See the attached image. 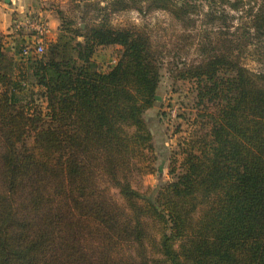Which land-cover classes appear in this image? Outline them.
I'll return each mask as SVG.
<instances>
[{"label":"trees","instance_id":"trees-1","mask_svg":"<svg viewBox=\"0 0 264 264\" xmlns=\"http://www.w3.org/2000/svg\"><path fill=\"white\" fill-rule=\"evenodd\" d=\"M72 1L84 28L62 19L41 55L0 32V264H264V65L241 59L264 43V0L238 34H202L177 74L204 113L179 142L181 171L146 191L134 183L160 170L145 118L160 51L110 22L125 0ZM135 1L179 20L198 6Z\"/></svg>","mask_w":264,"mask_h":264},{"label":"rangeland","instance_id":"rangeland-1","mask_svg":"<svg viewBox=\"0 0 264 264\" xmlns=\"http://www.w3.org/2000/svg\"><path fill=\"white\" fill-rule=\"evenodd\" d=\"M106 1L108 0H103L101 4H105ZM188 1L198 6L195 13L185 15L182 20L165 10H139L136 8L138 4L135 0H125L124 4L119 6V10L109 12V20L114 26L140 27L148 33L160 51L161 77L156 92L159 99H156L153 106L145 112V118L153 133L156 155L154 164L160 170L159 175L150 173L136 179L134 185L140 191H146L158 182L172 179L182 169L181 156L178 153L179 142L188 135L192 119L204 112L197 107L192 82L178 78L177 74L186 64H194L201 59L198 43L202 39V34L208 33L214 38L219 33L229 36L232 33L238 34L241 22L248 16L246 9L249 5L256 7L259 3V0L258 2L253 0L250 4L247 0H242V5L235 9L230 3L236 0ZM122 6L124 7L121 8ZM0 7L9 8L13 20L10 33L1 32L2 40L6 46L14 49L25 42L34 41L46 45L47 42L53 41L62 19L70 21L72 27L85 26L81 19V3L80 6H75L72 0H12L11 7H8L4 0H0ZM210 7L212 14L215 15L211 22L209 17L204 15ZM38 18L45 22V31L42 33L25 24L27 19ZM19 22L21 24L17 27L16 23ZM252 49L251 54L245 53L241 59L246 67L256 69L264 65V43L260 44L259 50H255L254 47ZM42 53L43 51L38 55ZM115 55L116 49L102 48L98 52L99 64L106 65ZM16 58L26 60V57H21L19 53Z\"/></svg>","mask_w":264,"mask_h":264},{"label":"built area","instance_id":"built-area-1","mask_svg":"<svg viewBox=\"0 0 264 264\" xmlns=\"http://www.w3.org/2000/svg\"><path fill=\"white\" fill-rule=\"evenodd\" d=\"M21 24V22L16 23V26L18 27ZM25 24H27V26H30L31 28L35 29L36 31H39L40 33H42L43 31H45V22L42 21L40 18L38 19H27L25 21ZM30 41V40H28ZM44 48V44L41 42H25L24 47H23V55H28L30 53V51H35L36 53H40L43 51Z\"/></svg>","mask_w":264,"mask_h":264},{"label":"crops","instance_id":"crops-1","mask_svg":"<svg viewBox=\"0 0 264 264\" xmlns=\"http://www.w3.org/2000/svg\"><path fill=\"white\" fill-rule=\"evenodd\" d=\"M11 1L12 0H4L5 4L8 5V7H11ZM13 20L9 11V8H1L0 7V32L4 34H9L10 26L12 24Z\"/></svg>","mask_w":264,"mask_h":264},{"label":"water","instance_id":"water-1","mask_svg":"<svg viewBox=\"0 0 264 264\" xmlns=\"http://www.w3.org/2000/svg\"><path fill=\"white\" fill-rule=\"evenodd\" d=\"M155 99H157V100H158V99H159V96L155 95Z\"/></svg>","mask_w":264,"mask_h":264}]
</instances>
